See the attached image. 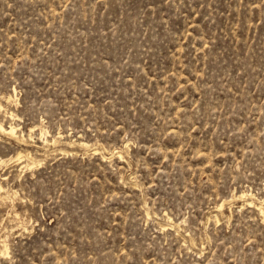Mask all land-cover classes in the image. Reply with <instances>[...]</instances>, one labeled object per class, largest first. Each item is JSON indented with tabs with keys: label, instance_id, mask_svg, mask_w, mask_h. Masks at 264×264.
<instances>
[{
	"label": "rangeland",
	"instance_id": "1",
	"mask_svg": "<svg viewBox=\"0 0 264 264\" xmlns=\"http://www.w3.org/2000/svg\"><path fill=\"white\" fill-rule=\"evenodd\" d=\"M0 121V264H264V0H0Z\"/></svg>",
	"mask_w": 264,
	"mask_h": 264
},
{
	"label": "bare ground",
	"instance_id": "2",
	"mask_svg": "<svg viewBox=\"0 0 264 264\" xmlns=\"http://www.w3.org/2000/svg\"><path fill=\"white\" fill-rule=\"evenodd\" d=\"M12 115V113H10ZM0 133H4V134H9V135H13L15 137H19V135L16 134V128L14 125H12L11 123L8 125H5L2 121H0ZM45 142H47V139H44ZM26 141V140H25ZM52 141H55V139H53ZM53 143V142H52ZM88 145V144H87ZM20 156V155H19ZM27 157V156H26ZM18 158V157H17ZM31 158V157H30ZM0 189H2V185L0 184ZM251 194H248L246 192H241L239 194L236 195V197L238 198H243L245 199L246 196H250ZM249 199V198H247ZM253 199V198H252ZM252 202V201H250ZM225 203V202H224ZM222 206V205H221ZM220 206V207H221ZM257 209L260 211V213H264V208L262 206H258ZM3 253H8L7 252V246H5L4 250L2 251ZM2 253V254H3Z\"/></svg>",
	"mask_w": 264,
	"mask_h": 264
}]
</instances>
